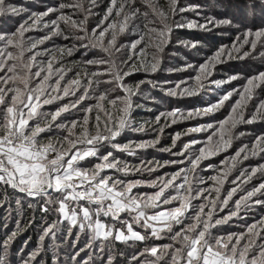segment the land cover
<instances>
[{"label": "snow or ice", "instance_id": "1", "mask_svg": "<svg viewBox=\"0 0 264 264\" xmlns=\"http://www.w3.org/2000/svg\"><path fill=\"white\" fill-rule=\"evenodd\" d=\"M98 6L97 0H57L44 11L30 12L0 0V15L6 11L27 13L14 32L0 33V188L21 194L15 201L20 207L28 198L29 208L35 202L43 213L57 215L43 228L40 246L26 257L21 255L20 264H40L37 257L44 250L45 238L55 239L58 226L65 221L68 235L78 229L77 241L80 233L89 234L87 249L95 246L104 251L108 243L117 241L143 246L131 259L119 253L123 260L108 255L101 264H264V215L243 223L239 232L220 234V227L233 218L245 219L242 211L259 207L264 213V132L221 160L223 167L216 169V175L205 179L197 174L198 169L203 170V160L232 148L233 129L238 124L264 123V98L256 91L264 88V72L247 77L238 88L225 90L205 107L186 113L175 108L155 116L153 131L162 133L181 120L214 116L227 104L223 120L188 130L212 129L205 141L192 139L178 152L161 149L180 157L188 153L186 159L164 164L144 161L138 154L156 148L160 137L126 140L129 132L146 131L144 125L135 126L132 118L133 97L145 81L133 87L128 78L140 71L157 70L160 54L175 28L208 30L209 24L219 27L232 21L214 17H205L204 23L185 20L182 13L196 12L201 6H182L180 0H166V7L160 0H108L103 16L91 26L90 18L98 15L94 11ZM30 32L42 34L33 37L27 35ZM56 40L69 43L57 46ZM73 40L79 48L71 44ZM258 44L264 46V29H248L227 55L248 45L249 51L238 57L243 59ZM149 49L154 51L149 53ZM76 52L82 59L75 69L67 67L65 57ZM225 52V48L219 49L198 68L187 65L180 69L192 68L196 75L169 88L168 95L195 96L211 85L220 88L239 79L209 80ZM48 105L54 108L45 110ZM180 135L172 138L173 148ZM201 143L203 147L195 149ZM125 156L139 162L132 164ZM253 159L254 164L242 167ZM168 164L186 167L144 178V173L155 174ZM254 178L259 182L253 184ZM238 193L242 194L233 199ZM225 209L227 213L221 215ZM18 230L19 221L17 229L0 241V264H10L8 252ZM165 239L169 242L155 243ZM53 264H58V257Z\"/></svg>", "mask_w": 264, "mask_h": 264}, {"label": "rangeland", "instance_id": "2", "mask_svg": "<svg viewBox=\"0 0 264 264\" xmlns=\"http://www.w3.org/2000/svg\"><path fill=\"white\" fill-rule=\"evenodd\" d=\"M57 0H8L11 5L20 8L25 7L30 12H41L47 7L54 6ZM98 7L94 9L97 16L90 18L91 26H95V23L103 16L105 8L108 4V0H97ZM161 5L166 7V0H160ZM182 6L188 5H200L201 7L196 11L184 12L181 15L185 20H197L199 23L205 22V17H214L216 20H231L230 25H221L216 27L212 24L208 25V30L201 28H175L171 34L168 44L165 46L163 53L160 54V63L155 72H144L140 71L134 73L132 77L128 78V83L135 86L136 83L143 80L145 83L140 85V90L137 95L133 97V111L132 118L135 126L144 125L146 128L145 132H129L127 134L126 140H151L156 136L160 137V144L156 148H150L141 151L138 156L139 159L144 161H158L164 164L165 161L170 160H180L187 157L188 153H185V157L172 155V152H178L183 150V145L192 139H197L199 141H205L207 137L213 131L209 129L208 131L201 132H188L189 129L196 127L201 124L213 123L215 124L218 120H223L227 115L228 107L227 104L225 108L216 112L214 116H199L194 119L181 120L176 124H171L170 127L164 129L162 133L158 131H153V121L155 116L160 112L170 111L175 108L183 110L185 113L192 111L195 108H202L207 106L210 102H215L220 94H223L225 90H231L232 88H238L244 84L245 79L250 76H254L259 72H264V46L260 44L257 45V49L254 52H250L249 56L240 59L238 57L243 55L244 51H249V46L245 45L240 48L239 51H232L231 57L227 55V50L232 48L234 41L237 37H242V34L251 29L253 31L264 29V0H180ZM215 9V11H214ZM197 12L199 14H197ZM27 13H21L16 15L12 12L6 11L5 14L0 15V33H11L16 30L23 19L26 18ZM47 19V18H46ZM175 19H180L176 17ZM42 33L30 32L27 35L36 37ZM121 42H127L125 37H120ZM57 46L69 43L63 40H56L54 42ZM71 44H76L79 48V43L75 40L71 41ZM69 44V46H71ZM195 44V47L192 45ZM51 47V44L47 45ZM237 47L239 44L237 43ZM225 48V54L220 58V62H217L214 69H212V75L209 80L226 81L231 76H239V79L232 80L231 83L223 84L220 88H215V85H211L206 89H203L195 96H170L168 95V89L175 87V85L181 80H187L190 76H195L196 72L192 68H187L186 71H181L180 69L186 68L187 65H193L196 68L199 65L205 63L208 57L213 56L219 49ZM154 51V49H149V53ZM82 59L81 53L76 52L72 57H65V64L69 68H76L77 62ZM148 59L151 60V55L149 54ZM79 60V61H76ZM192 83V81H189ZM207 84V81H205ZM257 95L260 98H264V88L257 89ZM237 97H233V101ZM252 105L249 104V108ZM54 108V105L45 106V110ZM247 116V113H245ZM164 121L161 119V124ZM264 132V123L255 124H238L235 129H233V140L232 148H229L227 152H221L217 156H213L209 159L203 160L201 162V168L197 170V174L201 177L207 179L209 176L216 175V169L223 167L220 161L225 157L234 154V150L241 146L242 144H250L252 137L255 134ZM176 133H180V139L176 141V146L172 147V138ZM187 133V134H185ZM244 133V135H240ZM216 139V137H214ZM125 140V142H126ZM171 141L170 145H167ZM203 147V144H197L195 149ZM162 148H172V152L162 151ZM150 152V153H147ZM159 153V154H156ZM164 153V154H162ZM129 160L130 163H138L136 157H124ZM258 159V158H256ZM256 159L245 161L242 167H246L248 164H254ZM264 162V161H262ZM211 164L213 167L208 168L207 166ZM186 167V164L176 165L168 164L164 167L158 169L155 174L144 173L145 179H153L155 175H162L164 173L171 174L178 168ZM237 173L233 171V176ZM139 178V177H134ZM189 178H192V173H189ZM232 177L230 176L229 179ZM258 179L254 178L252 183H258ZM228 184L224 185L227 189ZM247 187H251L249 184ZM142 191H151V189H142ZM242 193H238L237 197ZM16 197L21 194L15 193ZM17 199V198H16ZM29 199L25 198L23 200V207L18 206L15 203V198L12 205L6 206L4 204L0 207V241L6 238V233L11 234L13 230L17 229V221H19L20 231V218L24 207H28ZM231 206V202H230ZM34 207L40 206L38 203L34 202ZM29 208V207H28ZM228 209H225L226 214ZM51 217L46 216V220L43 221L42 227L36 232L37 240L35 244H31L30 240H22L19 247L13 251V243L16 240V236L10 244L8 252V260L10 264H20V256L25 257L29 252L40 246L39 237L42 234V230L47 226L48 223L57 219V215L49 213ZM260 215H264L259 207L253 208L250 212H241V216L245 219L241 220L238 218H233L228 224L220 227V234L226 232H239L242 230L243 223H251L253 219L258 218ZM105 222H110L105 218ZM7 227H4V225ZM68 223L67 221L60 224L56 230V238L46 237L44 241V250L52 253V264L54 257H58V264H76L79 260L81 264L84 261H88V264H101L102 260L108 255L117 256L119 259L123 260L124 257L131 259V256L136 249L139 247L142 250V245L139 242H114L108 243L104 251H100L97 247L91 249L85 248L89 241L88 233H80L79 240H76V233L78 229H72V235L67 233ZM169 241L159 240L155 243L163 244ZM75 244V247L72 245ZM120 246L122 249H120ZM71 248V249H68ZM81 248H85L84 252H79L75 260L71 259ZM40 253V255L43 253ZM68 252L69 255L65 254ZM119 253H123L124 257L119 256ZM40 255L37 257V261L44 264V261H40ZM91 257V259H89ZM106 264V261H105Z\"/></svg>", "mask_w": 264, "mask_h": 264}, {"label": "trees", "instance_id": "3", "mask_svg": "<svg viewBox=\"0 0 264 264\" xmlns=\"http://www.w3.org/2000/svg\"><path fill=\"white\" fill-rule=\"evenodd\" d=\"M215 11V9H214ZM79 61V60H76ZM167 145L171 144V141L166 143ZM150 153V152H147ZM159 154V153H156ZM164 154V153H162ZM15 198L16 201V195L15 192L8 188L5 192L4 188H0V201H3V205L6 204V206H10L13 203V200ZM46 216L51 217V215L43 213L39 207H24L22 211V215L20 218V231L18 232L16 236V240L13 243V251L19 247L22 240H30L31 244H35V240H37L36 232L42 227L43 221L46 220ZM2 238V235H0ZM71 249V248H68ZM120 249L122 247L120 246ZM65 254L69 255L68 252H65ZM52 253L43 251V253L40 255V261H44V264H52ZM41 264V262H40Z\"/></svg>", "mask_w": 264, "mask_h": 264}]
</instances>
